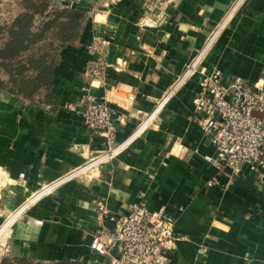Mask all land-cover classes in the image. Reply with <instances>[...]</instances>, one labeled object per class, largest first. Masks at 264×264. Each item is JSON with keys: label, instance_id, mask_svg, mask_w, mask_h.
I'll return each instance as SVG.
<instances>
[{"label": "crops", "instance_id": "crops-1", "mask_svg": "<svg viewBox=\"0 0 264 264\" xmlns=\"http://www.w3.org/2000/svg\"><path fill=\"white\" fill-rule=\"evenodd\" d=\"M49 1L87 8L88 20L80 40L58 51V107L0 91V217L10 214L0 243L7 241V258L112 264L117 250L103 256L90 248L98 228L95 202L127 215L143 197L151 210L165 208L182 237L169 264H264V179L248 166L233 178L206 160L216 153L198 125L197 77L171 94L200 54L202 70H220L224 83L241 78L264 87V0H170L169 23L158 28L141 26V0ZM83 94L108 100L116 118H124L119 142L171 97L97 172L25 207L43 186L104 149L80 115L65 107Z\"/></svg>", "mask_w": 264, "mask_h": 264}, {"label": "built area", "instance_id": "built-area-1", "mask_svg": "<svg viewBox=\"0 0 264 264\" xmlns=\"http://www.w3.org/2000/svg\"><path fill=\"white\" fill-rule=\"evenodd\" d=\"M141 1L145 8L141 26L158 28L169 23L166 7L170 0ZM68 8L73 9V6L70 4ZM217 36L216 33L210 44ZM202 59L203 54H200L171 94L180 83L197 77L200 87L194 99L196 114L200 116L197 121L216 153L215 157H206V160L220 171L228 170L233 178L239 177L244 167L248 166L251 172L264 179V87L250 85L241 78L224 83L220 70L215 69L210 73L202 70ZM171 94L122 142L117 137L125 120L123 117L116 118V111L108 100L100 101L94 95L83 94L76 102L67 104L66 109L78 113L88 130L103 141L104 149L62 178L43 186L24 206H29L70 181L97 172L148 128ZM216 183V179L211 180L207 187ZM94 208L98 228L90 248L103 256H111L117 250L119 258H114L112 264H169L170 257L178 251L182 237L177 234L175 221L165 208L153 211L143 197L127 215L112 213L101 200L95 202Z\"/></svg>", "mask_w": 264, "mask_h": 264}, {"label": "trees", "instance_id": "trees-1", "mask_svg": "<svg viewBox=\"0 0 264 264\" xmlns=\"http://www.w3.org/2000/svg\"><path fill=\"white\" fill-rule=\"evenodd\" d=\"M23 12L0 27V91L35 105L56 108L54 75L58 51L82 37L88 10L60 7L49 0H21ZM1 264H44L3 258ZM49 264H82L58 261Z\"/></svg>", "mask_w": 264, "mask_h": 264}, {"label": "rangeland", "instance_id": "rangeland-1", "mask_svg": "<svg viewBox=\"0 0 264 264\" xmlns=\"http://www.w3.org/2000/svg\"><path fill=\"white\" fill-rule=\"evenodd\" d=\"M23 12V6L21 4V0H0V27H5L11 24V22L17 17L19 14ZM2 36H0V45L3 43ZM10 214L1 218L3 221L0 223V228L4 225V223L9 219ZM12 216V215H11ZM7 241L5 246H1L0 244V260L3 258H7Z\"/></svg>", "mask_w": 264, "mask_h": 264}, {"label": "bare ground", "instance_id": "bare-ground-1", "mask_svg": "<svg viewBox=\"0 0 264 264\" xmlns=\"http://www.w3.org/2000/svg\"><path fill=\"white\" fill-rule=\"evenodd\" d=\"M3 229V228H2ZM2 229H0V233H1V231H2ZM1 244V243H0ZM2 246V245H1Z\"/></svg>", "mask_w": 264, "mask_h": 264}]
</instances>
